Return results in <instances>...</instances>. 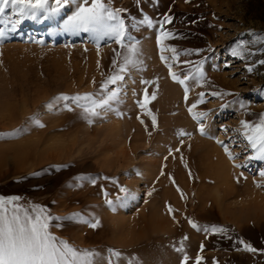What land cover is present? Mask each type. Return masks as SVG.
<instances>
[{"label":"rangeland","instance_id":"obj_1","mask_svg":"<svg viewBox=\"0 0 264 264\" xmlns=\"http://www.w3.org/2000/svg\"><path fill=\"white\" fill-rule=\"evenodd\" d=\"M82 2L0 16V196L44 208L52 235L93 264H264V159L241 125L264 114V0H111L138 50L125 72L128 50L113 39L64 31ZM162 47L178 59L165 50L162 61ZM146 89L156 99L142 108ZM113 91L98 116L56 99Z\"/></svg>","mask_w":264,"mask_h":264},{"label":"snow or ice","instance_id":"obj_2","mask_svg":"<svg viewBox=\"0 0 264 264\" xmlns=\"http://www.w3.org/2000/svg\"><path fill=\"white\" fill-rule=\"evenodd\" d=\"M71 0H55V7H50L49 0H0V16H3L6 10L10 7L13 15L19 17V19L31 18L35 19L37 14H50L58 12L65 4L70 3ZM123 9L113 8L111 6V0H83L81 4L78 5L75 13L68 18L64 25V31L72 32L74 34L90 33L94 40L99 41L105 38L113 39L121 47L128 50L129 55L124 58V64L120 67V72L127 71V66H135L136 61L133 57L137 53L136 44L131 45L125 44L124 40H132L133 38L128 35V29L125 24V20L121 17ZM143 23L152 25L153 21L145 17ZM171 23V17L166 16L161 22V27L163 24ZM15 27V24H13ZM3 32L0 31V36ZM171 33L162 32L157 38V44L162 43V39L169 38ZM138 43V42H137ZM165 50L171 51L174 55L173 60L178 59V53L175 48L165 49L161 48V60L167 61L168 57L163 55ZM236 54V53H234ZM116 61L113 60V64ZM264 64V60L260 61ZM169 69V75L174 82L181 85H185V81L190 77H185L181 79L180 76L172 71V64H167ZM248 71H252L249 68ZM124 79L122 75H115L109 77V84H115L117 81ZM144 83H149L144 81ZM107 88V84L103 86ZM185 99H187V94L189 89L185 86ZM203 93L200 94V102L203 103ZM212 95H219L218 93H212ZM117 96L116 92H111L107 99L97 102L92 94H85L84 96H74L69 97L66 95H61L57 97V100L71 101L78 107H81L84 113L89 116H98L99 113L96 111L97 108L105 107L109 104V101L115 99ZM156 99V94L152 93L151 98L148 97L147 89L145 90V101L140 103L142 108L147 106L151 100ZM51 104H49V107ZM69 111L71 107L67 104L65 105ZM196 107L193 104L188 110L192 113V109ZM151 115V113H149ZM206 113L193 114V119L198 122ZM91 123V120H89ZM143 123V121H141ZM152 124L155 127L157 124L156 117L152 116ZM241 125L247 131L245 132L246 138L253 149H256L259 155L255 158L264 159V114H261L259 124L253 125L246 121H241ZM43 127V125H40ZM200 133L204 134V127L201 126L199 129ZM251 133V134H249ZM180 135H185L183 131L179 133ZM223 144L222 141H217ZM179 151V149H177ZM225 152L228 154L230 159H233L232 154L229 152L228 148L225 147ZM163 174V173H161ZM191 175V174H190ZM264 176V172L260 173ZM95 183V181H93ZM175 183V181H173ZM121 192L128 193V189L121 187ZM179 191V189H178ZM105 195H107L105 193ZM151 195V193H149ZM20 197H10L5 198L0 196V264H93L95 253L84 250L83 252L72 247L64 240H59L57 237L52 235L49 231V220L51 217L46 214V210L38 205L32 206L31 209L21 208L15 202L19 201ZM107 203L112 204V201H107ZM11 206V207H9ZM171 212L172 209L169 208ZM189 223L193 228L198 226L189 220ZM99 225V221L92 223L90 226L96 228ZM208 231L207 228L204 229ZM213 232H223L224 229L212 228ZM244 244V241H240ZM245 249L247 251H256L250 245L245 244ZM203 249V245H201ZM182 250V249H180ZM114 256H119L120 253L113 251ZM185 262L187 257L184 258ZM202 257H197V264H199Z\"/></svg>","mask_w":264,"mask_h":264}]
</instances>
